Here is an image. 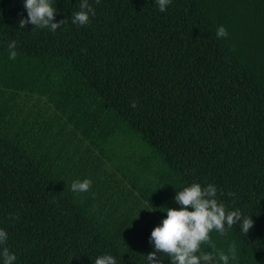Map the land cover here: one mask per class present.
Masks as SVG:
<instances>
[{"label": "trees", "instance_id": "1", "mask_svg": "<svg viewBox=\"0 0 264 264\" xmlns=\"http://www.w3.org/2000/svg\"><path fill=\"white\" fill-rule=\"evenodd\" d=\"M52 2L67 20L54 33L20 29L24 0H0V229L14 264H147L152 230L192 183L254 221L246 236L242 221L212 230L211 264L233 244L228 264H264V0H89L85 26L72 23L81 0Z\"/></svg>", "mask_w": 264, "mask_h": 264}, {"label": "clouds", "instance_id": "2", "mask_svg": "<svg viewBox=\"0 0 264 264\" xmlns=\"http://www.w3.org/2000/svg\"><path fill=\"white\" fill-rule=\"evenodd\" d=\"M100 0H96L99 4ZM172 0H157L158 10L165 12ZM80 11L75 12L72 23L85 26L90 21V16L95 15V9L89 4V0H81ZM24 8L27 11V19L21 18L19 28L24 29L31 24L33 28H48L53 33L67 23L66 19L54 22L57 9L52 0H24ZM218 39L227 38L228 31L221 25L216 29ZM9 59L15 60L17 53V41L12 40L7 45ZM137 102L133 101L132 108H136ZM91 179L74 180L71 183V191L77 194L87 193L91 188ZM229 196L235 193L229 192ZM179 204V209H166V218L156 226L150 236L154 251L146 255L147 264H163L164 256L170 259L171 264H211L214 257L210 252H201V245L208 244L215 249V244L210 240L209 233L216 230L220 235L225 234V225L231 228L237 222L242 221V232L246 236L254 226L250 216H243L239 209L227 210L223 202L217 199V188L214 184L202 187L200 183H192L183 190L176 192L174 197ZM191 209V210H189ZM11 219H19V216H10ZM8 234L0 229V256L3 264H14L17 257L6 246ZM161 254V255H158ZM223 264H228L231 259H236V246L231 245L227 253L223 250L217 253ZM95 264H117L112 255H101L95 259Z\"/></svg>", "mask_w": 264, "mask_h": 264}]
</instances>
